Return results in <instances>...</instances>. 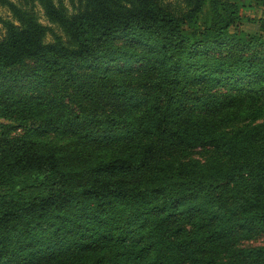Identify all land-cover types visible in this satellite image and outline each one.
Masks as SVG:
<instances>
[{
    "label": "trees",
    "instance_id": "16d2710c",
    "mask_svg": "<svg viewBox=\"0 0 264 264\" xmlns=\"http://www.w3.org/2000/svg\"><path fill=\"white\" fill-rule=\"evenodd\" d=\"M26 1L48 24L0 0V264H264V11Z\"/></svg>",
    "mask_w": 264,
    "mask_h": 264
},
{
    "label": "rangeland",
    "instance_id": "374dc122",
    "mask_svg": "<svg viewBox=\"0 0 264 264\" xmlns=\"http://www.w3.org/2000/svg\"><path fill=\"white\" fill-rule=\"evenodd\" d=\"M21 2V4L25 3V6L28 7V9H31L36 16L38 17V19L45 24H48L47 19L42 11V9L38 6H32L30 4H27L26 0H18ZM159 2H161L162 4H164L165 6H167L170 9H177V8H181L183 5L182 0H158ZM242 2H244L245 4L242 7V13L245 14L247 17H253V18H257L259 16H261L263 14V7L262 6H255V5H247V1L242 0ZM0 15L2 16H10V12L4 8L0 6ZM204 16H202L200 18V22L203 21ZM242 28L248 32H253L257 30V23H252V22H244L242 24ZM3 34V29L1 28V24H0V36ZM195 157L197 158H201L202 154L198 151L194 154ZM264 240V236L262 235H258L250 240L245 241V244H260L262 243Z\"/></svg>",
    "mask_w": 264,
    "mask_h": 264
}]
</instances>
